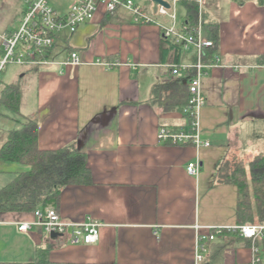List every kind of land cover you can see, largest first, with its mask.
<instances>
[{
    "label": "crops",
    "instance_id": "crops-1",
    "mask_svg": "<svg viewBox=\"0 0 264 264\" xmlns=\"http://www.w3.org/2000/svg\"><path fill=\"white\" fill-rule=\"evenodd\" d=\"M134 1L145 13L152 8L150 0ZM69 4L62 13L53 8L64 14ZM222 5L219 0L214 13L204 12L206 22L217 26L213 57H219L200 80V139L208 147L158 141L161 127L188 130V119L164 110L158 100L159 93L161 100L169 97L160 88L174 81L188 98L194 71L174 76L171 66H193L197 53L178 50L175 58L157 25L135 24L125 9L100 12L74 34L61 33L50 64L9 71L18 82L32 77L21 89L20 111L25 108L22 115L36 121L39 149L74 147L86 155L91 183L61 188L56 211L65 222L96 221L100 227L95 244H72L67 236L45 239L38 227L19 231L20 224L32 222V212L0 214V263L30 262L36 248L49 246L52 262L195 264L197 236L219 228L203 264H249V242L234 232L237 188L220 174L236 164L247 169L264 155V0ZM202 34L207 38L203 25ZM70 52L81 65H60ZM97 59L109 68L94 64ZM16 120L0 118V148ZM195 160L200 169L193 177L185 168ZM23 170L0 161V189Z\"/></svg>",
    "mask_w": 264,
    "mask_h": 264
},
{
    "label": "built area",
    "instance_id": "built-area-1",
    "mask_svg": "<svg viewBox=\"0 0 264 264\" xmlns=\"http://www.w3.org/2000/svg\"><path fill=\"white\" fill-rule=\"evenodd\" d=\"M169 4V9L158 6L156 13L152 10L145 13L142 7L134 0H70L67 11L59 14L49 3V0H23L24 13L18 20L16 29L0 34V92L3 83V74L10 66L24 69H34L50 64V55L55 46L57 37L66 32L74 34L78 28L90 23L95 16L102 12L112 14L118 9H125L132 14L135 24H155L161 31V36L173 47L181 52L194 48L197 53V61L193 66L173 65L171 74L174 76L187 74L189 70L194 75L188 77L187 88L189 98L182 110V114L188 119V130L172 132L166 128H159L157 139L161 143L173 145H191L195 148L208 147L207 142L200 139L199 116L205 105V98L201 93L200 80L204 70L209 71L218 65L219 57L214 56L209 63L203 62L204 51L213 47V41L202 34L201 19L194 28H190L184 20L179 21L175 8L177 0H163ZM200 5V0L198 1ZM200 12V11H199ZM165 17L169 24L157 23L153 17ZM200 17V16H199ZM82 62L76 52H70L60 63L61 66H78ZM94 64L109 68V64L95 60ZM199 160L189 162L186 165V173L196 177L199 174ZM33 220L30 223H22L18 226L21 232H27L32 227L42 230L45 239L51 234L57 237L67 236L72 244L91 245L98 240V228L96 221L86 224H71L65 222L58 212L52 208L35 209L32 212ZM207 234L198 235L196 238L195 264H203L207 253V244L213 242L220 234L219 228H208ZM238 236L249 242L251 259L249 264H264L261 260L260 249L257 242L264 239V223L245 224L235 227Z\"/></svg>",
    "mask_w": 264,
    "mask_h": 264
},
{
    "label": "trees",
    "instance_id": "trees-1",
    "mask_svg": "<svg viewBox=\"0 0 264 264\" xmlns=\"http://www.w3.org/2000/svg\"><path fill=\"white\" fill-rule=\"evenodd\" d=\"M17 3L19 7L21 6L15 14L19 20L24 13L23 0H17ZM177 5L182 9L184 21L190 28H194L200 18L207 38L213 42L217 40V26L206 22L198 0H177ZM144 11L146 12L147 9ZM170 49L173 50L175 58L178 57V49L173 46ZM214 52V45L205 49L203 62H211ZM187 74L192 75L193 70H189ZM175 83L174 81L169 86L160 88V92L165 88L171 93L165 101L161 100L159 93L158 104L164 110L176 109L182 113L189 93L187 98L185 88L178 90ZM21 100L22 93L18 84L2 83L0 107L18 115L19 120H16L17 127L8 133L7 140L0 148V161L21 166L25 170L17 173L6 186L0 189V214L28 213L38 207L42 210L48 208L56 210L61 188L67 185L91 183L84 153L74 147L53 151L39 149L37 123L34 119L20 114ZM220 178L226 179L237 188V225L264 223V155L255 157L248 163L247 169L236 164L232 169L221 171ZM234 232L238 235L235 229ZM257 246L262 249L261 260L264 263V239L259 240ZM50 250L49 246L36 248L34 259L27 263L1 262L0 264H80L52 262L49 259Z\"/></svg>",
    "mask_w": 264,
    "mask_h": 264
},
{
    "label": "rangeland",
    "instance_id": "rangeland-1",
    "mask_svg": "<svg viewBox=\"0 0 264 264\" xmlns=\"http://www.w3.org/2000/svg\"><path fill=\"white\" fill-rule=\"evenodd\" d=\"M228 0H220V2L223 3L224 7L226 5ZM49 3L52 7H55L58 9L59 13H62L68 3H70V0H49ZM219 3V0H200V6L202 8V12L211 11L210 13H214L216 4ZM223 5L221 8H223ZM21 6H18L17 0H0V34L5 31H10L13 29H16L18 26V17H16V13L19 11ZM218 8V7H217ZM218 10V9H217ZM175 14L178 18V20L182 19V9L177 6L175 8ZM202 21V20H201ZM62 36L65 37L67 34L65 32H62ZM59 43V42H58ZM58 50V49H56ZM191 50V49H189ZM186 51L185 56H189L193 53V51ZM194 50V49H193ZM60 51V50H59ZM18 69L15 66H10L7 68L6 72L3 74V83H15L20 86V88L24 91L25 86L28 88L30 86L32 80L31 78H27L25 80H22L21 82H18L15 78L13 79V75H9L10 70ZM32 74V73H29ZM16 80V81H15ZM23 109V107H22ZM22 109L20 111V114H22ZM25 109V108H24ZM23 109V112L26 113V111ZM3 116L8 117H18V115H14L11 111L5 109L4 107H0V118L2 119ZM4 119V118H3ZM4 129L0 126V137L3 136Z\"/></svg>",
    "mask_w": 264,
    "mask_h": 264
},
{
    "label": "water",
    "instance_id": "water-1",
    "mask_svg": "<svg viewBox=\"0 0 264 264\" xmlns=\"http://www.w3.org/2000/svg\"><path fill=\"white\" fill-rule=\"evenodd\" d=\"M151 2V5H152V13L155 14L156 13V10H157V7L158 6H161V7H164L165 9H169V4L163 0H150ZM52 239L56 238L57 235L56 234H51L50 236Z\"/></svg>",
    "mask_w": 264,
    "mask_h": 264
}]
</instances>
